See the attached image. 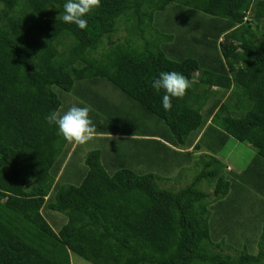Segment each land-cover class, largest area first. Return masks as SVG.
Masks as SVG:
<instances>
[{
	"label": "trees",
	"instance_id": "trees-1",
	"mask_svg": "<svg viewBox=\"0 0 264 264\" xmlns=\"http://www.w3.org/2000/svg\"><path fill=\"white\" fill-rule=\"evenodd\" d=\"M65 3L0 0V264H71V253L92 264H264V225L255 253L237 249L223 226L222 201L235 203L238 188L216 155L230 137L253 147L234 176L264 194V0H101L84 30L57 19ZM174 3L195 11L182 29L161 17ZM161 71L192 82L170 111L151 87ZM97 79L153 119L134 117L143 157L136 170L93 149L79 183H62L78 145L45 117L78 95L96 106L90 119L106 133L99 119L120 110L91 89ZM183 158L196 172L178 189L138 167L171 171ZM203 181L214 183L212 200Z\"/></svg>",
	"mask_w": 264,
	"mask_h": 264
},
{
	"label": "rangeland",
	"instance_id": "rangeland-1",
	"mask_svg": "<svg viewBox=\"0 0 264 264\" xmlns=\"http://www.w3.org/2000/svg\"><path fill=\"white\" fill-rule=\"evenodd\" d=\"M194 13L195 11L192 9L174 3L164 10L161 17L163 21L165 20V23H168L172 29L176 28L177 30V28L182 29V25H184L183 23L187 22L188 20L191 21L194 17ZM200 16L201 15H196L198 21ZM196 30L197 29L193 30L194 33H201ZM124 34V24H120L119 30L115 33V35L123 36ZM91 86V89L96 90L98 95L104 97L110 106L118 108L121 112L118 111V113L115 114L116 120L111 118L99 119L100 123L102 124L100 127L103 129L101 131H105L106 133L104 134L106 135L102 133L97 134L98 129H96L94 133L95 137L92 140L86 144L77 146L73 154L70 156L67 165L65 166L61 180L62 183H70L75 185L79 183L81 177L86 171V165L84 163L85 154L93 149L100 150L103 155H110L109 159H111L113 156H116L118 159H125L128 161L129 166L136 169L137 163L143 157L141 155V151L145 147L144 145H146L144 141L135 140L144 137L141 135L142 132L140 128L142 126H140L141 123L139 121L144 119L143 123L147 124V126H151L153 124V119H149L150 116L142 115V108L137 103H135L122 91L111 85L109 82L105 81L104 79H97V81L92 83ZM229 96L230 94L224 97L223 100H228ZM65 97V105L61 107V109L64 110L62 111L63 113L66 112L72 105H80L81 107L87 106L90 109L89 114L95 112L96 106H94L93 103L85 102L78 95L73 96L72 94H69L65 95ZM134 117L138 118L139 121L136 122L138 124H135ZM125 129V133L131 134L123 135L127 138L123 137L124 139H121L120 134L124 133L123 130ZM136 132L139 135L134 134ZM104 136H109L110 138L106 139ZM129 153H133L131 161L126 156ZM254 154L255 149L253 147L248 145L246 142L238 141L233 137H230L226 141L225 145L221 148L220 152L216 154L225 165V175L227 176L228 174V176H232V185L238 188V193H235V203L225 204L231 199V197L229 199L225 198L224 201H222L224 205L220 209V214L224 213L227 215L222 220L224 221L228 218L223 226L226 229L232 228V235H234V238L232 237L231 243L237 247V249H247V251L250 253H255L258 249L257 243L263 231L264 194L256 189L251 183H249L246 175L243 178H238L234 175L241 173L242 170L247 167ZM196 157L197 156H192L191 158L194 159ZM134 160L137 161L135 162ZM179 160L180 158L178 157L177 162ZM142 161H144V159ZM190 166L184 161L183 165L180 164L179 166L177 164L171 171L170 169H163V166H157L155 163L152 167H149L145 162H141L138 167L142 170L147 168H150V170L152 169L159 176V184L161 186L172 187L174 185V188L178 189L179 187H183L192 181L196 170L193 169L194 167ZM229 167L231 171L229 170ZM113 168L114 167H112V169ZM178 172L182 174L179 175L180 177L178 176ZM213 186L214 183H211L208 186L206 181H203L200 186L204 189L207 188V190L211 193V200L213 199ZM232 189L233 187L231 190ZM55 214L59 215L60 219L61 216H63L58 212ZM60 219L58 222H56L57 226H59L61 221ZM70 262L71 264H92L74 253L70 254Z\"/></svg>",
	"mask_w": 264,
	"mask_h": 264
},
{
	"label": "clouds",
	"instance_id": "clouds-1",
	"mask_svg": "<svg viewBox=\"0 0 264 264\" xmlns=\"http://www.w3.org/2000/svg\"><path fill=\"white\" fill-rule=\"evenodd\" d=\"M101 0H66L63 5V14L60 19L66 24H75L81 30L87 29L88 22L85 18L95 8L100 6ZM246 11L244 19H248ZM151 87L157 92L164 93L162 106L165 111L172 108V100L183 99L187 90L192 87V82L182 73L177 71H161L152 81ZM90 109L72 105L66 112L60 114L56 111L48 114L45 119L49 125H56L58 135L68 143L83 145L94 138L95 126L89 116Z\"/></svg>",
	"mask_w": 264,
	"mask_h": 264
},
{
	"label": "crops",
	"instance_id": "crops-1",
	"mask_svg": "<svg viewBox=\"0 0 264 264\" xmlns=\"http://www.w3.org/2000/svg\"><path fill=\"white\" fill-rule=\"evenodd\" d=\"M141 138H142V137H141ZM145 153H146V151H144V155H146ZM197 154H198V153L195 152V153L192 154V156H197ZM229 170H230V167H229Z\"/></svg>",
	"mask_w": 264,
	"mask_h": 264
}]
</instances>
